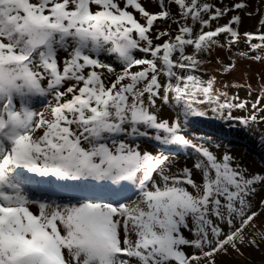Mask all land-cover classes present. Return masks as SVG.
Here are the masks:
<instances>
[{
  "label": "snow or ice",
  "instance_id": "6c2138e0",
  "mask_svg": "<svg viewBox=\"0 0 264 264\" xmlns=\"http://www.w3.org/2000/svg\"><path fill=\"white\" fill-rule=\"evenodd\" d=\"M154 3L0 0V264H216L264 238V174L204 134L264 121V86L249 109L204 67L216 49L224 73L264 62V18L242 32L245 0Z\"/></svg>",
  "mask_w": 264,
  "mask_h": 264
},
{
  "label": "rangeland",
  "instance_id": "374dc122",
  "mask_svg": "<svg viewBox=\"0 0 264 264\" xmlns=\"http://www.w3.org/2000/svg\"><path fill=\"white\" fill-rule=\"evenodd\" d=\"M229 5L239 2V0H224ZM248 5L246 8L240 11L242 16L241 31H257L260 29V20L264 18V0H245ZM146 6L153 11L159 10L158 6L154 3V0H146ZM251 13V15H249ZM222 20L221 23L226 22ZM223 39V37H221ZM245 48V43L242 41L239 45V49L233 48V52L242 50ZM231 53H228L224 49H216L212 52L210 57H204L209 60L204 67L207 70L205 78L208 75H214L217 77V86L223 87L227 84V91L237 93L240 99H247L249 103V109L251 108V101H254L258 95H260V89L264 86V62L256 61L242 56H235L234 68L227 73L220 71L221 65L217 62V57L223 59L225 63L230 62ZM233 83L242 85L239 88L233 87ZM251 85V91L249 95V88L247 85ZM260 105H264V96L259 101ZM169 110L165 107L160 115L167 117ZM245 114L242 110H233V115ZM264 115V112L261 113ZM229 126L237 129L228 134V138L224 141H220L219 136L213 134L211 130L204 132L205 135L212 136L214 140L219 142V147L213 146L214 151L222 154L227 151L231 153L237 161L245 166L250 173H262L264 174V121L259 123L250 124L246 132L238 131L240 126L234 121H216L213 125L215 128L227 129ZM193 131H196L195 129ZM191 138V133H189ZM153 150H155L153 148ZM177 158L181 166L187 164L192 165V158L181 153H177ZM194 178L199 181L201 179L198 172H193ZM264 200V187L258 189L253 210H258L260 207V201ZM256 223H264V213H261L256 218ZM256 246L242 245V253L229 249L230 254L219 253L216 256V264H264V238L257 237Z\"/></svg>",
  "mask_w": 264,
  "mask_h": 264
}]
</instances>
